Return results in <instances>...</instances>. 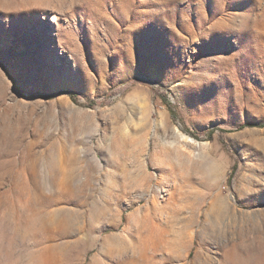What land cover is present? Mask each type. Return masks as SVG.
Instances as JSON below:
<instances>
[{
	"label": "rangeland",
	"instance_id": "1",
	"mask_svg": "<svg viewBox=\"0 0 264 264\" xmlns=\"http://www.w3.org/2000/svg\"><path fill=\"white\" fill-rule=\"evenodd\" d=\"M0 68V264H264V0H0Z\"/></svg>",
	"mask_w": 264,
	"mask_h": 264
},
{
	"label": "trees",
	"instance_id": "2",
	"mask_svg": "<svg viewBox=\"0 0 264 264\" xmlns=\"http://www.w3.org/2000/svg\"><path fill=\"white\" fill-rule=\"evenodd\" d=\"M64 93H70V92H68V91L66 92L65 91ZM169 110H170L171 114L173 115L174 114L173 110L171 108H169Z\"/></svg>",
	"mask_w": 264,
	"mask_h": 264
},
{
	"label": "snow or ice",
	"instance_id": "3",
	"mask_svg": "<svg viewBox=\"0 0 264 264\" xmlns=\"http://www.w3.org/2000/svg\"><path fill=\"white\" fill-rule=\"evenodd\" d=\"M4 71V69L3 68H0V73H2Z\"/></svg>",
	"mask_w": 264,
	"mask_h": 264
}]
</instances>
